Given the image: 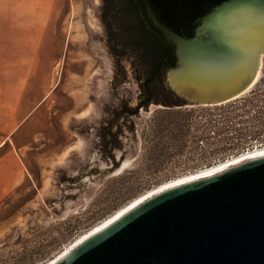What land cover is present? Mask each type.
<instances>
[{"label": "water", "instance_id": "water-1", "mask_svg": "<svg viewBox=\"0 0 264 264\" xmlns=\"http://www.w3.org/2000/svg\"><path fill=\"white\" fill-rule=\"evenodd\" d=\"M97 1L90 16L109 72H95L92 115L72 118L79 144L52 166L47 200L32 206L23 224H12L0 249L20 245L28 229L89 212L100 186L145 160L137 131L150 107H220L261 80L264 0H141L152 26L176 47L177 64L164 81L182 104L152 103L109 129L113 113L141 102L156 37L122 1ZM57 264H264V157L148 199Z\"/></svg>", "mask_w": 264, "mask_h": 264}, {"label": "rangeland", "instance_id": "rangeland-1", "mask_svg": "<svg viewBox=\"0 0 264 264\" xmlns=\"http://www.w3.org/2000/svg\"><path fill=\"white\" fill-rule=\"evenodd\" d=\"M0 6L5 17L0 26V94L36 103L31 105V146L23 151L31 176L0 204V238H6L12 224H23L32 206L47 200L52 166L79 144L75 128H70L72 118L92 115L95 72L109 70L96 48L90 16L101 7L97 0H0ZM34 21L40 26L31 24ZM32 36L49 40V49L36 46L32 54ZM145 115L147 123L137 131L145 160L100 186L89 212L28 229L20 245L0 249V264H47L159 185L264 146V71L261 80L231 104L150 107Z\"/></svg>", "mask_w": 264, "mask_h": 264}, {"label": "crops", "instance_id": "crops-1", "mask_svg": "<svg viewBox=\"0 0 264 264\" xmlns=\"http://www.w3.org/2000/svg\"><path fill=\"white\" fill-rule=\"evenodd\" d=\"M2 11L3 7L0 6V26L4 25L5 19ZM31 24L40 26V23L35 21ZM29 42L32 54L36 46L40 50L49 49V40L45 37L32 36ZM25 89L24 87L16 90L22 92ZM31 105H36L35 102L31 103V98L5 99L0 94V204L31 176L23 160L24 149L31 146V117L34 115Z\"/></svg>", "mask_w": 264, "mask_h": 264}, {"label": "trees", "instance_id": "trees-1", "mask_svg": "<svg viewBox=\"0 0 264 264\" xmlns=\"http://www.w3.org/2000/svg\"><path fill=\"white\" fill-rule=\"evenodd\" d=\"M159 34V33H158ZM155 49L151 52L152 67L148 72L147 78L142 84V100L136 108H130L127 104L123 105L119 110L113 113L115 116L109 121L107 128L114 126V121H118L123 114H138L141 108L147 111L150 104L165 105L168 107H176L180 103V98L166 88L165 72L174 67L173 47L168 44L165 38L159 34L156 38ZM182 104V103H180ZM102 130V129H101ZM105 143V134H101ZM117 137V133L114 135ZM106 154V153H105ZM111 156V153H109Z\"/></svg>", "mask_w": 264, "mask_h": 264}, {"label": "bare ground", "instance_id": "bare-ground-1", "mask_svg": "<svg viewBox=\"0 0 264 264\" xmlns=\"http://www.w3.org/2000/svg\"><path fill=\"white\" fill-rule=\"evenodd\" d=\"M264 157V146L262 147H255L252 150H249L239 156L233 157L232 159L227 160L226 162L220 163L218 165L208 167L206 169H203L199 172L189 174L180 178H177L175 180H171L169 182H166L164 184L159 185V187L155 188L152 191H149L145 195L135 199L132 201L129 205L121 209L120 211L113 216L109 217L106 219L104 222L99 224L98 226H95L89 233L85 234L82 236L80 239L76 240L74 243L70 245L67 249H65L63 252H61L57 257L54 259L50 260L47 264H57L58 262L62 261L65 257H67L79 244H81L83 241L91 237L92 235L102 231L112 223L116 222L118 219L123 217L125 214L128 212L132 211L139 205H141L143 202L147 201L148 199L166 191L174 187H178L181 185H184L186 183L199 180V179H204L208 177H212L214 175H217L223 171H226L227 169H230L232 167H235L241 163H244L246 161Z\"/></svg>", "mask_w": 264, "mask_h": 264}, {"label": "flooded vegetation", "instance_id": "flooded-vegetation-1", "mask_svg": "<svg viewBox=\"0 0 264 264\" xmlns=\"http://www.w3.org/2000/svg\"><path fill=\"white\" fill-rule=\"evenodd\" d=\"M107 1V0H106ZM124 6L127 13H133L137 16L138 20L141 22L143 30H146L152 36L159 38V32L152 26L149 18L147 17L145 8L141 0H120ZM159 33V34H158ZM173 47V55H174V67L177 64V56H176V47Z\"/></svg>", "mask_w": 264, "mask_h": 264}]
</instances>
